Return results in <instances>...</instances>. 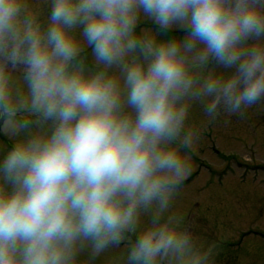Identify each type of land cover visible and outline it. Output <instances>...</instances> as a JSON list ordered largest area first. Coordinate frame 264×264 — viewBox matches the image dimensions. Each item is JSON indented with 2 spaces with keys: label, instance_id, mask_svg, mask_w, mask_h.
<instances>
[{
  "label": "clouds",
  "instance_id": "clouds-1",
  "mask_svg": "<svg viewBox=\"0 0 264 264\" xmlns=\"http://www.w3.org/2000/svg\"><path fill=\"white\" fill-rule=\"evenodd\" d=\"M262 100L264 0H0V264H215L201 121Z\"/></svg>",
  "mask_w": 264,
  "mask_h": 264
},
{
  "label": "rangeland",
  "instance_id": "rangeland-1",
  "mask_svg": "<svg viewBox=\"0 0 264 264\" xmlns=\"http://www.w3.org/2000/svg\"><path fill=\"white\" fill-rule=\"evenodd\" d=\"M141 27L155 29V24L143 20ZM183 35L182 29L173 28L160 38ZM86 55L91 63V47ZM193 118L204 119L201 106H195ZM201 127L193 170L179 200L185 218L193 221L200 241L215 244V264H264V100L243 116L224 113L214 121H201ZM0 141L12 143L7 137ZM214 146L219 152H213Z\"/></svg>",
  "mask_w": 264,
  "mask_h": 264
}]
</instances>
